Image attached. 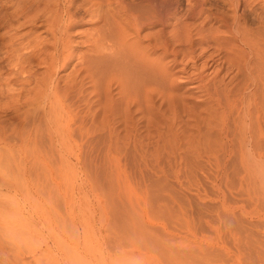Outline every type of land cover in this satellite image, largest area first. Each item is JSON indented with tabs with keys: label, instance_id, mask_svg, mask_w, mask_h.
Returning a JSON list of instances; mask_svg holds the SVG:
<instances>
[{
	"label": "rangeland",
	"instance_id": "obj_1",
	"mask_svg": "<svg viewBox=\"0 0 264 264\" xmlns=\"http://www.w3.org/2000/svg\"><path fill=\"white\" fill-rule=\"evenodd\" d=\"M171 1L176 7L164 26V41L191 57L180 52L175 62L172 54L164 55L169 74L164 98L153 95L150 105L139 99L125 106L112 87L107 116L91 88L80 86L84 94L76 89L69 99L81 117L61 146L52 143L43 123L36 130L39 113L27 103V91L45 68L36 62L22 73L10 53L12 44L31 39L48 46L50 34L39 25L11 27L4 12L15 1L0 0V200L6 216L0 236L1 243L16 242L14 248L22 246L18 241L26 244L23 257L34 254V264H48L51 251L58 253L54 239L64 243L71 264H264V90L258 93L263 134L254 132L248 145L239 103L225 116L215 97L194 87L205 83L213 91L222 79L219 88L237 102L239 95H250L251 88L242 89L245 74L224 61L235 42L225 31L239 26L258 41L264 57V0ZM150 21L141 34L154 39L158 28ZM185 28L191 30L190 50L177 40ZM16 32L26 39H13ZM216 34L224 37L219 44L212 41ZM183 66L186 71L179 72ZM71 69L60 72L62 86ZM100 116L116 129L117 141L108 140L105 128L94 131ZM78 122L94 129L78 132ZM10 245L2 250L13 252Z\"/></svg>",
	"mask_w": 264,
	"mask_h": 264
},
{
	"label": "bare ground",
	"instance_id": "obj_2",
	"mask_svg": "<svg viewBox=\"0 0 264 264\" xmlns=\"http://www.w3.org/2000/svg\"><path fill=\"white\" fill-rule=\"evenodd\" d=\"M14 1L13 6L15 7H13V10L8 11L7 9L4 12V17L9 20L11 27L16 25L18 27H35L39 25V27H44V31L49 33L51 37V40H48V46L37 39L27 40L28 42L20 47L12 44L10 53L15 56V62L13 60L14 67L22 73L25 72L26 65L37 64L36 62H39L38 65L41 64L45 68L46 72L43 77L41 76V79L39 78L40 81L30 91L28 90L29 93L27 91V103L29 109H34L39 113L37 119L39 123L36 125V122H33L36 130L43 123L49 132L50 140L57 145H66L67 141L73 137V130H75V124L78 121L76 119L81 117L80 111L75 108L76 105L74 106L75 102L73 101V104L72 100L70 101L73 98L69 99L70 92L78 89L80 90L78 93L84 94V85L91 88V96L96 98L94 102L97 101L98 107H101L105 112L103 115H106L113 108L112 87L116 88L119 101L124 103L125 106L133 105L139 99L150 105L154 98L153 95H156L157 99H162L165 94L164 82L169 74H167L165 68L166 63H163L164 55L172 54L174 56L172 61L175 62L178 60L177 56L180 52L184 58L191 57L189 52L170 50L163 38L164 26L169 22L168 17L176 7V1L174 0V2H170V0H166V2L164 0H140L138 5H136L138 2L132 5L126 0H83L80 3L77 0ZM151 18L153 19L152 22L150 21ZM145 19H147L146 22L150 21L149 23L158 28L156 35L155 33V36L153 35L154 39L150 38V35V37H147V35L142 37L141 30L146 23ZM86 24L90 27L80 30V27ZM185 29L184 35L177 36V40L179 43L183 42L189 45L190 50L193 46L190 35L191 30L189 28ZM198 33L200 38L206 39V35L202 31ZM225 33L229 35L228 37L234 38L235 42L232 44L230 54L228 53L224 57V61L228 63L230 68H235L238 74H245L246 82L242 89L245 91L251 88L250 95H239L237 102L235 95L231 96L225 90L219 88V84L223 82L222 79L218 81V84H215L213 91L205 83L194 87H203L206 93L215 97L218 108L225 116L231 113L234 108L237 109L238 105L240 106L239 116L242 120L244 138L246 144L250 145L255 140L254 132L259 135L263 134L258 93L260 89L264 90V57L258 41L239 26H231ZM25 35L20 36L16 32L13 39L18 40L20 37H25ZM211 37L213 38L212 41L218 44L224 40V37L217 34ZM11 42L13 41L11 40ZM23 42L25 43V41ZM217 49V52L221 53V48L218 47ZM75 60L76 62H74ZM207 65V62H205V67ZM69 67L72 68L71 72L68 76L66 75L67 79L65 82L63 81L64 85L62 86L60 84L62 77L59 74ZM204 70H201L198 75L201 82L203 81ZM178 71L185 72L186 66ZM187 79L189 78L187 77ZM11 82L10 84L14 87L15 85ZM21 84L24 85L23 82ZM23 85H20L21 88L18 89L20 93L24 90ZM262 92H260V95ZM83 94H78V96ZM101 118L103 119L95 118L94 126L96 127L94 131H96V128L98 130L105 128L110 132L108 140L111 142L112 140L117 141L120 136L117 135L118 133L115 135V128L113 129L112 125L113 130H111V122L109 123L106 116ZM81 121H83V117ZM79 123L78 132L82 131L83 128L87 132L94 129L87 128L83 122ZM0 182L2 187V181ZM1 206L3 205L0 200V235L1 233L5 235L4 231L6 230L1 227V223L6 222L3 221L6 220V216H4L5 213L2 214L3 209ZM42 212L44 214L49 213L45 208ZM16 215L20 219H28L22 214L20 216ZM16 215L14 214V216ZM29 216L31 219L33 218L32 215ZM4 227H7V225ZM1 238L4 240L0 236V253L2 254L0 259H5L7 264H34L35 259L38 258L34 254L31 259L23 257L24 252H22L21 247H26V244L23 246L24 244L18 241V246L20 244L22 246L14 248L16 242L13 243V247L10 244L14 241L9 244V242L6 243V239L5 243H1ZM2 244H5V248L7 245L14 248H12L13 252L10 249L12 255L10 252H6L7 249L6 251H4L5 249L2 250ZM54 249L58 253L54 254V251H51L52 254L48 256V264H71L63 242L54 239Z\"/></svg>",
	"mask_w": 264,
	"mask_h": 264
}]
</instances>
